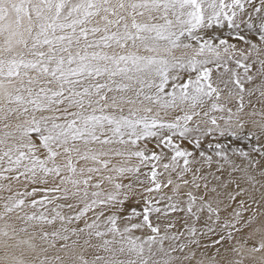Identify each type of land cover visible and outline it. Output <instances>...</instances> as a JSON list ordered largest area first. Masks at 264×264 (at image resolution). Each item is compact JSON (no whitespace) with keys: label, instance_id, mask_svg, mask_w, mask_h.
<instances>
[{"label":"snow or ice","instance_id":"obj_1","mask_svg":"<svg viewBox=\"0 0 264 264\" xmlns=\"http://www.w3.org/2000/svg\"><path fill=\"white\" fill-rule=\"evenodd\" d=\"M0 264H264V0H0Z\"/></svg>","mask_w":264,"mask_h":264}]
</instances>
